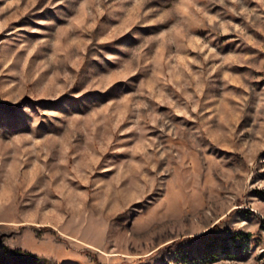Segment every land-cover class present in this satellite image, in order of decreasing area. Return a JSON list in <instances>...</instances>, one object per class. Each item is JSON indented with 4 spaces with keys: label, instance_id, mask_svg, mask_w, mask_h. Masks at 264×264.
<instances>
[{
    "label": "rangeland",
    "instance_id": "1",
    "mask_svg": "<svg viewBox=\"0 0 264 264\" xmlns=\"http://www.w3.org/2000/svg\"><path fill=\"white\" fill-rule=\"evenodd\" d=\"M0 264H264V0H0Z\"/></svg>",
    "mask_w": 264,
    "mask_h": 264
},
{
    "label": "trees",
    "instance_id": "2",
    "mask_svg": "<svg viewBox=\"0 0 264 264\" xmlns=\"http://www.w3.org/2000/svg\"><path fill=\"white\" fill-rule=\"evenodd\" d=\"M19 105H20V104H18V105H10V106H11V108H12V109H14V110H15V109H17V108H18V106H19Z\"/></svg>",
    "mask_w": 264,
    "mask_h": 264
}]
</instances>
